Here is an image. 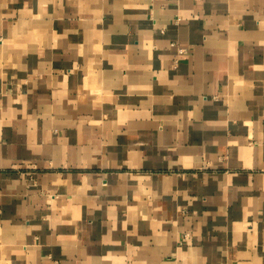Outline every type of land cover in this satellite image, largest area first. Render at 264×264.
<instances>
[{
  "label": "crops",
  "instance_id": "0c3cea01",
  "mask_svg": "<svg viewBox=\"0 0 264 264\" xmlns=\"http://www.w3.org/2000/svg\"><path fill=\"white\" fill-rule=\"evenodd\" d=\"M0 264H264V0H0Z\"/></svg>",
  "mask_w": 264,
  "mask_h": 264
},
{
  "label": "built area",
  "instance_id": "2783aa9c",
  "mask_svg": "<svg viewBox=\"0 0 264 264\" xmlns=\"http://www.w3.org/2000/svg\"><path fill=\"white\" fill-rule=\"evenodd\" d=\"M181 52H184V49H182Z\"/></svg>",
  "mask_w": 264,
  "mask_h": 264
}]
</instances>
